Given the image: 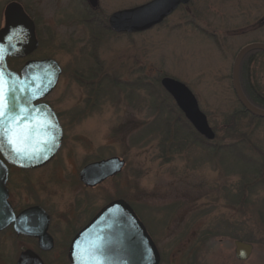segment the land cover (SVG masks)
Returning <instances> with one entry per match:
<instances>
[{
    "label": "rangeland",
    "instance_id": "374dc122",
    "mask_svg": "<svg viewBox=\"0 0 264 264\" xmlns=\"http://www.w3.org/2000/svg\"><path fill=\"white\" fill-rule=\"evenodd\" d=\"M11 1L21 2L36 23L41 45L27 60L53 59L63 70L45 102L61 115L65 141L48 166L13 171L9 186L16 209L40 205L52 215L49 232L57 244L42 253L36 241L7 230L0 234V264H16L26 249L45 264H69V242L83 221L118 199L145 225L161 264H192L195 258L197 264H264V184L249 182L256 177L253 166L264 163V118L244 112L233 85L241 49L264 43V31L240 33L262 16L264 0H194L150 31L119 35L92 21L84 0H0L1 29ZM149 1L101 0V9L108 17ZM25 62L11 68L19 71ZM258 62L264 93V56ZM165 77L192 91L214 141L180 131L185 149L164 155L167 128L142 137L169 119L187 126L161 85ZM156 95L168 108L162 115ZM251 102L264 111V101ZM112 157L126 161L123 172L85 188L81 170ZM236 241L254 246L248 261L236 259Z\"/></svg>",
    "mask_w": 264,
    "mask_h": 264
},
{
    "label": "water",
    "instance_id": "95a60500",
    "mask_svg": "<svg viewBox=\"0 0 264 264\" xmlns=\"http://www.w3.org/2000/svg\"><path fill=\"white\" fill-rule=\"evenodd\" d=\"M190 0H153L142 6L121 10L111 15L109 27L117 34H138L164 22L180 5ZM93 9L99 0H88ZM5 24L0 30V85H2L4 115L0 118V154L10 165L34 170L47 165L59 152L63 129L53 109L42 101L57 87L62 69L57 61L46 59L28 61L17 73L10 69L9 59H24L39 47L34 21L18 3L9 4L4 13ZM253 51H263L264 45H249L238 55L233 69L236 95L247 112L264 118V111L254 107L242 91L240 68L244 57ZM164 90L195 131L207 141L216 134L207 116L200 110L197 98L183 83L169 77L161 81ZM11 101L9 106L8 101ZM15 134L9 142L7 129ZM126 161L112 157L87 165L80 172V181L87 188H96L121 174ZM9 170L0 159V233L14 226L18 236L38 240L43 252L54 249L49 234L50 216L40 207H32L18 216L9 202L7 188ZM238 261L250 259L254 246L236 241ZM68 259L70 264H161V254L145 225L131 205L123 199L115 200L94 217L73 239ZM17 264H45L33 250L21 253Z\"/></svg>",
    "mask_w": 264,
    "mask_h": 264
},
{
    "label": "flooded vegetation",
    "instance_id": "af4514ba",
    "mask_svg": "<svg viewBox=\"0 0 264 264\" xmlns=\"http://www.w3.org/2000/svg\"><path fill=\"white\" fill-rule=\"evenodd\" d=\"M151 1H153V0H150L149 2H151ZM18 3V4H20V5H22L21 4V2H17V1H11L10 3H8L7 5H6V7L9 5V4H11V3ZM84 2H85V5H86V7H87V11H88V17L90 18V19H92V21H97L98 22V25H100L101 27H102V29H104V30H106V29H109L110 31H111V29H110V27H109V19H110V17H111V15L113 14H110L108 17H105L106 16V13L105 12H103L102 11V9H101V6H102V3H101V0H99V6H98V8L97 9H93L92 7H91V5L88 3V0H84ZM149 2H147V3H149ZM194 0H190V2L188 3V4H186V5H180L178 8H177V10L172 14V15H174L176 12H178V11H180V10H182V9H189L193 4H194ZM147 3H145V4H147ZM142 5H144V4H142ZM142 5H139V6H142ZM23 6V5H22ZM6 7L4 8V11H3V16H4V13H5V9H6ZM136 7H138V6H136ZM23 8H24V6H23ZM135 8V7H134ZM131 9V8H130ZM24 10H25V8H24ZM25 12H26V10H25ZM27 13V12H26ZM28 14V13H27ZM29 15V14H28ZM171 15V16H172ZM171 16H169L168 18H170ZM29 17L31 18V16L29 15ZM100 17L101 18H106V20L105 21H98L99 19H100ZM167 18V19H168ZM32 19V18H31ZM166 19V20H167ZM163 24V23H162ZM162 24H160V25H162ZM160 25H158V26H160ZM250 25V26H249ZM246 28H245V30H243V31H241L240 33H242V35H246L247 33H260V32H263L264 31V13L262 14V16L261 17H259V19H258V21L256 22V23H253L252 25L251 24H249ZM158 26H156V27H158ZM156 27H154V28H156ZM153 28V29H154ZM0 30H1V28H0ZM111 33H114V32H112L111 31ZM114 34H116V33H114ZM119 35V34H118ZM250 45H253V44H250ZM262 45H264V43L262 44ZM247 46H249V45H247ZM247 46H245V47H247ZM245 47H243L242 49H241V51L245 48ZM240 51V52H241ZM239 52V53H240ZM239 55V54H238ZM264 56V52L263 51H253V52H250V53H248L245 57H244V59L242 60V63H241V68H240V84H241V87H242V91H243V93L245 94V96L247 97V99L251 102V100H254L256 97H258L259 99H261L262 101H264V93L261 91V86L259 85V83H257L258 81H259V77L260 76H258V73L256 72V70H255V66H257V64L259 63L258 61H259V59H261V57H263ZM238 57V56H237ZM28 59V58H27ZM26 59V62L24 63V65L28 62V61H32V60H35V59H29V60H27ZM237 59V58H236ZM245 76H246V79L248 80V85H246L245 84ZM246 87H247V89L248 90H246ZM235 90V89H234ZM236 93V92H235ZM252 103V102H251ZM54 112H55V114H56V116H57V118H58V121H59V123L61 124V126H62V128H63V131H64V140H63V144H62V147H63V145H64V141H65V130H64V127H63V123H62V119H61V115L57 112V111H55L54 110ZM62 147H61V149H62ZM61 151V150H60ZM60 151H59V153H60ZM58 153V154H59ZM58 154H57V156H58ZM56 156V157H57ZM56 157L51 161V162H53L55 159H56ZM0 159L5 163V165L7 166V168H8V170H9V177H8V183H7V188H8V190H9V194H10V198H9V202H10V204H11V206H12V208H13V210H14V213H15V215L16 216H18L19 214H21L23 211H25V210H27V209H29V208H32V207H40V208H42L44 211H46L42 206H40V205H30V206H27V207H23V208H20L19 210L18 209H16L15 208V205H13V201H12V194H11V190H10V183H11V181L13 180V177H12V172L13 171H17V172H20L21 174H23V173H28V172H31V171H35V170H24V169H20V168H17V167H14V166H11V165H9L8 163H6L4 160H3V158L0 156ZM50 162V163H51ZM49 163V164H50ZM49 164H47L46 166H48ZM46 166H44V167H46ZM43 167V168H44ZM37 170H39V169H37ZM80 174V173H79ZM47 212V211H46ZM48 213V212H47ZM49 214V213H48ZM84 214H85V210H84ZM83 214V215H84ZM96 214L97 213H93L90 217H89V219L87 220V221H83V224L78 228V230L75 232V234H74V236L72 237V239L70 240V242H69V246H68V250H67V257H68V253H69V248H70V245H71V242L73 241V239L76 237V235L84 228V227H86L93 219H94V217L96 216ZM49 216H50V228H49V231H50V229H51V227H52V225H53V219H52V215H50L49 214ZM76 217L78 218V219H80L82 216L81 215H76ZM84 217V216H83ZM81 221V220H80ZM7 230H11L14 234H16V232H15V230H14V226H11L9 229H7ZM6 230V231H7ZM6 231H4V232H6ZM3 233V232H2ZM1 234V233H0ZM49 234H50V232H49ZM51 235V234H50ZM16 236L17 237H19V238H24V239H29V240H32V241H36L37 242V244H38V240H33V239H30V238H27V237H24V236H18L17 234H16ZM52 236V235H51ZM52 238L54 239V237L52 236ZM54 242H55V245L57 244L56 243V239H54ZM26 250H28V249H26Z\"/></svg>",
    "mask_w": 264,
    "mask_h": 264
},
{
    "label": "trees",
    "instance_id": "16d2710c",
    "mask_svg": "<svg viewBox=\"0 0 264 264\" xmlns=\"http://www.w3.org/2000/svg\"><path fill=\"white\" fill-rule=\"evenodd\" d=\"M97 44V43H96ZM96 44H95V46H96ZM14 63H18V60H11L10 61V64L12 65V64H14ZM169 96V95H168ZM156 97V99H155V109H157V110H159V113L162 115L163 113H165L164 112V110H167L168 108H166L165 109V106L162 104V100L159 98V96L158 95H156L155 96ZM170 97V96H169ZM171 98V97H170ZM242 105V104H241ZM243 106V105H242ZM243 109H244V112L245 113H247V114H250L249 112H247L246 111V109L244 108V106H243ZM173 110H175V109H173ZM171 115L173 114L172 112L173 111H168ZM175 112V111H174ZM182 114V113H181ZM161 115H159V117L158 118H160L161 117ZM183 115V114H182ZM252 115V114H251ZM253 116V115H252ZM255 117V116H254ZM172 118H173V116H172ZM256 118V117H255ZM257 119V118H256ZM186 120V119H185ZM172 123V124H171ZM175 123H177V122H175ZM186 124H187V126H185V124L184 123H182V122H180V125L178 124V125H174L173 124V121L171 120V119H169L168 120V122H166V127H161V128H159V129H157V130H154V129H151V130H148L147 131V133H145L142 137H145L150 131H158V130H161V129H163V128H167V130H166V135H165V137H163L164 139V141H163V143H162V145H163V154L165 155V153L166 154H168V155H171V153L173 152V150L175 149L176 151L177 150H180V151H182V150H184L185 149V147H186V145L185 144H183V142L182 141H179L178 140V135H179V132L180 131H186V132H188V131H191L192 132V130L194 131V129H193V127L191 126V124L186 120V122H185ZM173 125H174V128H173ZM162 131V130H161ZM151 133V132H150ZM189 136H191V133H190V135ZM198 137L201 139V138H203V137H201L199 134H198ZM217 138V137H216ZM141 139H143V138H141ZM204 139V138H203ZM168 146H167V145ZM167 156V155H166ZM165 158H167V157H165ZM256 168H258L256 171H255V169ZM252 170H253V173H252V175H256V177L253 179V181H249V182H251V184L254 182V181H256V183L258 182V184H264V163H262L261 164V166L259 167H256V166H253V168H252ZM251 170V171H252ZM248 173V172H247ZM248 182V183H249ZM249 185V184H248ZM247 188H250V187H247ZM247 188H246V190H247ZM244 192H242V194H244L245 193V190H243ZM32 241V240H31ZM192 264H197V258H195L194 259V261H193V263Z\"/></svg>",
    "mask_w": 264,
    "mask_h": 264
},
{
    "label": "snow or ice",
    "instance_id": "6c2138e0",
    "mask_svg": "<svg viewBox=\"0 0 264 264\" xmlns=\"http://www.w3.org/2000/svg\"><path fill=\"white\" fill-rule=\"evenodd\" d=\"M4 102H5V97L3 95L2 85H0V118H2L3 115H4V111H3V109H4ZM8 103H9V106H10L11 105V101L9 100ZM0 127H3V126L0 125ZM7 132H8V135H9V142L11 143V137H12V135L15 134V132H14L13 129H10V128L7 129Z\"/></svg>",
    "mask_w": 264,
    "mask_h": 264
}]
</instances>
